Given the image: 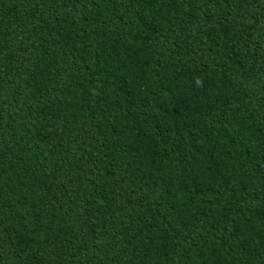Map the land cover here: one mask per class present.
I'll return each instance as SVG.
<instances>
[{"label":"trees","instance_id":"obj_1","mask_svg":"<svg viewBox=\"0 0 264 264\" xmlns=\"http://www.w3.org/2000/svg\"><path fill=\"white\" fill-rule=\"evenodd\" d=\"M0 264H264V0H0Z\"/></svg>","mask_w":264,"mask_h":264}]
</instances>
